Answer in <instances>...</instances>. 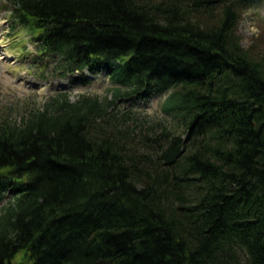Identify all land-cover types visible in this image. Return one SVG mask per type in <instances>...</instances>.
I'll list each match as a JSON object with an SVG mask.
<instances>
[{"label": "trees", "instance_id": "obj_1", "mask_svg": "<svg viewBox=\"0 0 264 264\" xmlns=\"http://www.w3.org/2000/svg\"><path fill=\"white\" fill-rule=\"evenodd\" d=\"M255 1L9 0L43 75L114 89L0 117V264H264Z\"/></svg>", "mask_w": 264, "mask_h": 264}, {"label": "rangeland", "instance_id": "obj_2", "mask_svg": "<svg viewBox=\"0 0 264 264\" xmlns=\"http://www.w3.org/2000/svg\"><path fill=\"white\" fill-rule=\"evenodd\" d=\"M9 3V0H0V117L8 115L21 121L27 109L44 107L59 93L68 94L74 102L82 94L111 97L114 85L104 74L90 75L92 80L82 83L76 78L57 75L49 66L43 75L42 67L36 64L38 60L32 33L24 27L12 29ZM237 34L245 49H251L259 57L264 56V0H256L250 9L241 13ZM167 96L155 97L149 103L124 105L121 101L118 104L139 109L143 115L158 120L163 118L161 107ZM2 206L0 204V210Z\"/></svg>", "mask_w": 264, "mask_h": 264}]
</instances>
